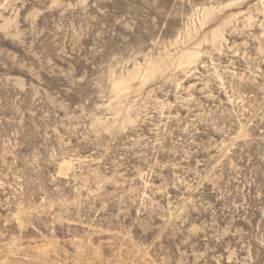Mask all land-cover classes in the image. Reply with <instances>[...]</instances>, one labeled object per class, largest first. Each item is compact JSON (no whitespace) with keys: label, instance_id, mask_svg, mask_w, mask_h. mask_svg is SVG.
Wrapping results in <instances>:
<instances>
[{"label":"rangeland","instance_id":"rangeland-1","mask_svg":"<svg viewBox=\"0 0 264 264\" xmlns=\"http://www.w3.org/2000/svg\"><path fill=\"white\" fill-rule=\"evenodd\" d=\"M0 264H264V0H0Z\"/></svg>","mask_w":264,"mask_h":264}]
</instances>
